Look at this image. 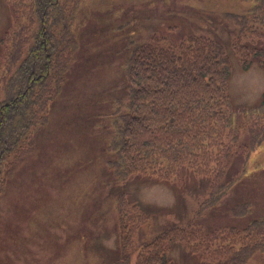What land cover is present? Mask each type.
Listing matches in <instances>:
<instances>
[{"label": "trees", "instance_id": "obj_1", "mask_svg": "<svg viewBox=\"0 0 264 264\" xmlns=\"http://www.w3.org/2000/svg\"><path fill=\"white\" fill-rule=\"evenodd\" d=\"M252 1L246 15L211 14L230 25L232 46L244 70L255 62L264 67V0ZM5 2L12 18L0 36V193L14 172L12 164L4 167L5 161L36 149L32 132L49 123L50 107L65 90L77 60L84 13L83 0ZM258 10L263 12L260 18L255 17ZM179 31L171 25L167 31L123 41L121 96L104 113L101 129L109 133L104 149L109 151V171L122 182L145 175L179 187L187 170L207 178V196L195 219L172 223L141 243L135 255L133 232L147 215L133 213L128 194L119 193L120 254L126 260L118 264L130 263L132 256L134 264H175L170 254L177 244L199 264H248L264 256V218H253L244 228L208 233L196 219L230 192L245 171L251 175L262 169V163L240 161L238 173L231 174L235 156L264 142V93L258 104L238 110L230 96L232 65L223 43L217 36L195 33L174 38ZM237 114L243 125H235ZM242 129L246 145L227 144L225 135L235 137ZM230 211L246 215L251 204L241 202Z\"/></svg>", "mask_w": 264, "mask_h": 264}, {"label": "rangeland", "instance_id": "obj_2", "mask_svg": "<svg viewBox=\"0 0 264 264\" xmlns=\"http://www.w3.org/2000/svg\"><path fill=\"white\" fill-rule=\"evenodd\" d=\"M83 4L77 60L63 94L50 107L49 123L33 130L36 149L5 161L4 167L12 164L14 172L0 193V264H118L126 260V254H120L116 209V197L122 192L130 197L133 213L147 215L133 232L135 255L141 243L172 223L195 219L204 204L207 178L187 170L176 187L145 175L122 182L108 169L110 156L104 146L109 133L101 128L113 100L121 96L122 43L129 37L167 31L171 25L180 29L174 38L186 33L217 36L230 57L229 91L237 109L258 104L264 93V67L255 62L244 70L232 46L230 25L211 17L227 11L246 15L252 0H83ZM262 15L258 10L255 17ZM11 18L7 3L0 0V36ZM243 122L237 114L235 125ZM246 140V129L235 137L225 135L227 144L234 146L242 147ZM243 151L234 157L231 174L238 173L240 161L262 163V169L251 175L245 171L230 192L196 219L207 233L244 228L251 219L264 218V142ZM241 202H249L251 211L232 215L231 207ZM170 255L175 264H199L182 244L175 245ZM134 261L132 256L126 264ZM248 264H264V256L257 255Z\"/></svg>", "mask_w": 264, "mask_h": 264}]
</instances>
